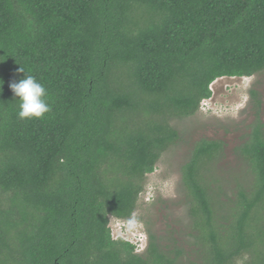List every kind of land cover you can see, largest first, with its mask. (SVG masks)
Segmentation results:
<instances>
[{
  "label": "trees",
  "instance_id": "1",
  "mask_svg": "<svg viewBox=\"0 0 264 264\" xmlns=\"http://www.w3.org/2000/svg\"><path fill=\"white\" fill-rule=\"evenodd\" d=\"M33 75L51 111L18 118L10 82ZM264 72V0H0V264H264V123L234 148L247 178L224 184L221 140L180 167L187 232L114 240L146 176L221 78ZM216 165V166H215ZM227 183V182H225ZM188 249V250H187Z\"/></svg>",
  "mask_w": 264,
  "mask_h": 264
},
{
  "label": "rangeland",
  "instance_id": "2",
  "mask_svg": "<svg viewBox=\"0 0 264 264\" xmlns=\"http://www.w3.org/2000/svg\"><path fill=\"white\" fill-rule=\"evenodd\" d=\"M210 89L211 97L203 105L200 104L194 116L171 122L180 138L162 154L155 171L146 176L144 192L131 220L138 227L142 226L146 235L150 231L161 238H169V233L173 232L181 234V241L184 238L188 218L178 187L179 170L198 140L206 138L225 143V157L215 166L220 180L226 186L228 184L233 188L235 183L247 178L244 173L246 166L237 161L234 148L243 143L253 121L250 90H255L260 96L261 119L264 123V72L253 77L217 79ZM109 228L112 238L123 235L128 239L132 233L130 229L121 232L115 222H110ZM192 258L193 253L188 250L182 264H187Z\"/></svg>",
  "mask_w": 264,
  "mask_h": 264
},
{
  "label": "clouds",
  "instance_id": "3",
  "mask_svg": "<svg viewBox=\"0 0 264 264\" xmlns=\"http://www.w3.org/2000/svg\"><path fill=\"white\" fill-rule=\"evenodd\" d=\"M18 71L25 73L21 67L18 69ZM2 85L3 81L0 80V90H2ZM8 86L13 93L14 99L18 101L17 115L19 119H42L46 113L51 111L50 105L46 100L47 90L35 76L25 73L23 79H20L18 82H10ZM115 220L111 219L110 222H115ZM123 229H128V231L130 229V232L132 233L141 231L145 234L144 230H142V226L138 227L137 223L132 225H124Z\"/></svg>",
  "mask_w": 264,
  "mask_h": 264
},
{
  "label": "built area",
  "instance_id": "4",
  "mask_svg": "<svg viewBox=\"0 0 264 264\" xmlns=\"http://www.w3.org/2000/svg\"><path fill=\"white\" fill-rule=\"evenodd\" d=\"M206 101H204L202 103V105L205 103ZM114 222V221H113ZM115 224L119 226L120 228V231H126L125 229H123V226L124 225H132L134 224V222H130V221H125V220H115ZM121 224H123L122 226H120ZM130 238H126L125 236L123 235H120V237H117V238H114V240H117V239H122L126 242H129L130 244H132L134 247H135V251L136 253H142L145 248H146V244H147V238L145 236L144 233H142L141 231H138V232H135V233H131L129 235Z\"/></svg>",
  "mask_w": 264,
  "mask_h": 264
}]
</instances>
